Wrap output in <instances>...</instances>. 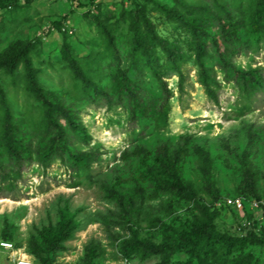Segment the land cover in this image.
<instances>
[{
    "label": "rangeland",
    "instance_id": "rangeland-1",
    "mask_svg": "<svg viewBox=\"0 0 264 264\" xmlns=\"http://www.w3.org/2000/svg\"><path fill=\"white\" fill-rule=\"evenodd\" d=\"M262 1L0 0V264H188L209 218L202 264H264V91L225 79L264 68Z\"/></svg>",
    "mask_w": 264,
    "mask_h": 264
},
{
    "label": "trees",
    "instance_id": "trees-1",
    "mask_svg": "<svg viewBox=\"0 0 264 264\" xmlns=\"http://www.w3.org/2000/svg\"><path fill=\"white\" fill-rule=\"evenodd\" d=\"M7 7H12V4L9 3ZM259 16H264V0L262 1V8L259 10ZM258 29H255V33H258ZM199 61L201 63L204 62L207 56V42H203L199 40ZM171 73V72H170ZM180 77L179 81V90H180V100H183V96L185 93V82L186 76L181 70H176V72H172ZM226 80H235L237 83V87L239 89L238 99L239 103H241V110L243 112L251 111L254 108V104L256 101V95L260 91H264V68L256 67L251 68L250 70L240 69L238 70L235 76H226ZM199 81L205 87L206 93L211 101L216 104L220 103V97L218 94V89L222 87V83L217 79V75L213 73V71H208L204 68L199 72ZM132 84L128 79L123 81V90L129 91L131 94H134V89L132 88ZM170 94V92L168 91ZM169 100L170 96L165 100V102L161 105L159 109L160 116H164L166 119L169 116ZM136 108H140L141 105L135 101L134 103ZM144 108V107H143ZM76 129L86 132L79 124L74 125ZM86 134V133H85ZM50 153V152H49ZM48 153V154H49ZM246 204V203H245ZM213 220L211 218L208 219L206 223L197 226L196 228L191 229V234L188 235L185 239V247H189L188 249V264H202L203 250L205 249L207 253L211 241H218L219 238H224L223 234L218 232L212 224ZM231 242H233V238H230ZM61 240V235H55L53 238V247L56 246ZM135 248L134 243H130L127 246L128 250H133ZM262 260L264 261V251ZM46 264H50L49 259L45 260Z\"/></svg>",
    "mask_w": 264,
    "mask_h": 264
},
{
    "label": "built area",
    "instance_id": "built-area-1",
    "mask_svg": "<svg viewBox=\"0 0 264 264\" xmlns=\"http://www.w3.org/2000/svg\"><path fill=\"white\" fill-rule=\"evenodd\" d=\"M228 203L234 205L235 207H237L238 209H243L245 207V202L244 200L240 199V198H228ZM255 205H257L255 203ZM2 248H4L5 250H8L10 252H15V256L12 259V261H14V264H34L33 260H31L30 257L26 258V257H20L18 256V250L15 248L14 244L12 242H1Z\"/></svg>",
    "mask_w": 264,
    "mask_h": 264
}]
</instances>
